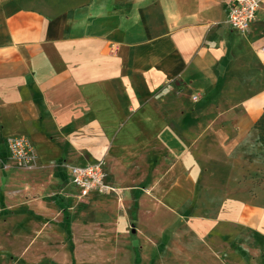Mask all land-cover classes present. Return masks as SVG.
I'll return each instance as SVG.
<instances>
[{
    "label": "crops",
    "instance_id": "crops-1",
    "mask_svg": "<svg viewBox=\"0 0 264 264\" xmlns=\"http://www.w3.org/2000/svg\"><path fill=\"white\" fill-rule=\"evenodd\" d=\"M64 4L57 14L17 1L0 6V155L9 137L31 140L38 163L24 185L35 181L57 191L54 174L61 172L78 196L67 166L102 161L106 171L114 157L118 172L145 185L132 188L134 194L149 197L140 199L139 193L120 225L153 219L154 210L163 220L171 218L165 228L171 230L169 240L165 230L159 242L155 234L138 237L147 258L180 248L175 232L181 228L198 240L235 227L247 234L260 231V205L234 183L220 201L214 199L198 183V158L231 155L264 113V59L251 50L255 42L264 46V0L246 33L225 24L221 0ZM174 81L192 85L204 101L218 96L219 106L235 103L228 110L229 148L222 150L228 139L225 131L211 130L213 123L187 148L188 130L209 125L199 113L209 115L213 105L209 101L187 115L172 96ZM105 183L123 192L108 176ZM216 241L225 244L223 237Z\"/></svg>",
    "mask_w": 264,
    "mask_h": 264
},
{
    "label": "rangeland",
    "instance_id": "rangeland-1",
    "mask_svg": "<svg viewBox=\"0 0 264 264\" xmlns=\"http://www.w3.org/2000/svg\"><path fill=\"white\" fill-rule=\"evenodd\" d=\"M11 1L49 8L54 14L66 8L64 0H0V6ZM261 5L262 0L260 8ZM259 48L257 42L252 45L254 55H258ZM224 84L225 81H221L219 87ZM171 87L173 98L187 115L209 101V105H213L210 116L199 113L209 125L188 130L184 137L187 148L194 146L212 123L211 130L225 131L229 140L224 139L222 150L229 148L233 135L229 131L228 110L235 105L231 98L219 106L220 97L211 96L204 101V96L195 92L190 84L174 81ZM3 151L0 155V264H264V221L260 231L247 234L235 227L204 240H198L188 229L181 228L175 232L180 248L172 252L163 249L147 258L141 255L138 237L155 234L154 241L159 242L158 235L168 227L171 218L163 220L154 210L153 219L141 217L136 225L127 219L125 225H120L121 219L130 215V203L139 200L142 193L138 191L135 195L131 189L145 190V185L138 181L133 184L123 172H118L114 157L107 162L104 171L111 183L123 192L115 189L117 192L80 199L61 172L54 174L60 184L57 191L48 192L44 183L35 181L25 186L26 174L37 167L21 169L9 159L6 150ZM199 160L202 168L198 183L206 192L214 194V199L220 201L228 185L234 183L264 210V113L251 127L249 138L231 155H199ZM11 174L15 176L10 178ZM141 176V180L145 178ZM28 191L33 192L31 196ZM144 198L149 197L144 193L140 199ZM166 232L169 240L171 230ZM216 236L223 237L225 244L216 241Z\"/></svg>",
    "mask_w": 264,
    "mask_h": 264
},
{
    "label": "built area",
    "instance_id": "built-area-1",
    "mask_svg": "<svg viewBox=\"0 0 264 264\" xmlns=\"http://www.w3.org/2000/svg\"><path fill=\"white\" fill-rule=\"evenodd\" d=\"M226 13V23L239 33H246L255 20L260 7L259 0H221ZM264 59V46L258 50ZM9 159L19 168L31 170L37 167V154L33 143L26 136H14L6 139ZM71 183L79 190L80 199L91 193L97 195L117 192L105 183L104 163L99 161L82 167L67 166Z\"/></svg>",
    "mask_w": 264,
    "mask_h": 264
},
{
    "label": "water",
    "instance_id": "water-1",
    "mask_svg": "<svg viewBox=\"0 0 264 264\" xmlns=\"http://www.w3.org/2000/svg\"><path fill=\"white\" fill-rule=\"evenodd\" d=\"M132 233H134V230H132Z\"/></svg>",
    "mask_w": 264,
    "mask_h": 264
}]
</instances>
